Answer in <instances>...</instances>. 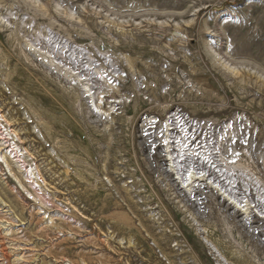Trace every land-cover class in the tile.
Segmentation results:
<instances>
[{
	"label": "rangeland",
	"instance_id": "374dc122",
	"mask_svg": "<svg viewBox=\"0 0 264 264\" xmlns=\"http://www.w3.org/2000/svg\"><path fill=\"white\" fill-rule=\"evenodd\" d=\"M208 130L264 191V0H0V264H264V229L177 197L206 175L171 141Z\"/></svg>",
	"mask_w": 264,
	"mask_h": 264
},
{
	"label": "bare ground",
	"instance_id": "6f19581e",
	"mask_svg": "<svg viewBox=\"0 0 264 264\" xmlns=\"http://www.w3.org/2000/svg\"><path fill=\"white\" fill-rule=\"evenodd\" d=\"M113 102L115 106L119 103V101L117 100H114ZM187 125L190 128L191 126H193L194 128L193 130H197L196 124L189 122L187 123ZM214 131L216 130L210 132L208 130L204 133L200 132L202 139L200 136L196 137L197 135L194 134L192 139L189 140L191 142L188 143L189 145H187L186 148H181L179 146V142H178L179 140L171 141L174 163L177 167L178 173L182 177L185 176V172L188 169L194 170L197 174L204 173L201 174L203 175V177L206 175V178L203 179L202 177H196L195 179H193L192 177L193 180L190 183L191 192H189V195H187L186 192L187 190L185 191L183 190V187H179V183H174V189L176 190L177 197L181 198L191 207H196L197 209H199L200 207H202V203H201L202 197L206 198V196L209 195L214 196L215 200L217 198H218L217 200H220L219 205L224 210L226 216L229 217L230 220L234 222L240 229L244 231H249L250 233L256 232V234L257 231L262 232L264 229V191L259 189V187H254L248 181L235 178L234 174L231 172V170H229V167L225 166V164L221 161V159L218 158V155L216 154L217 151L215 150V148H213L212 145H210L211 147H206L204 143V145L199 147L201 142H204L205 137H207L206 135L209 133H213ZM177 132L173 131L172 134H176V136L172 135V137L175 136L177 139L179 135L177 134ZM156 143L160 145V142H156ZM197 148L205 149V155H203L202 151L197 152L195 150ZM193 150H195L196 152H194ZM161 159L163 162V157ZM207 180L214 181L213 183L220 185L222 189L226 190L229 193V195H231L237 201H242L243 198L247 196L248 202L253 204L254 208L256 209V211H258L260 215L256 214V211L254 210L251 211L250 215L246 214L247 211L242 212L241 210H239V208H236V206L227 202L225 198L219 196V194H216L213 190V187H209L208 183H205Z\"/></svg>",
	"mask_w": 264,
	"mask_h": 264
}]
</instances>
